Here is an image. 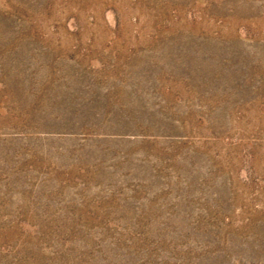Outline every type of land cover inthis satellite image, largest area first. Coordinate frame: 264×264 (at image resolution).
<instances>
[{
	"label": "rangeland",
	"instance_id": "374dc122",
	"mask_svg": "<svg viewBox=\"0 0 264 264\" xmlns=\"http://www.w3.org/2000/svg\"><path fill=\"white\" fill-rule=\"evenodd\" d=\"M0 264H264V0H0Z\"/></svg>",
	"mask_w": 264,
	"mask_h": 264
}]
</instances>
